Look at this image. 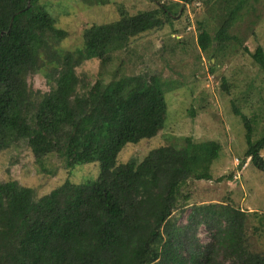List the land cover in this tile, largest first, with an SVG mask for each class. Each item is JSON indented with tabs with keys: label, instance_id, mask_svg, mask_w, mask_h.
I'll return each instance as SVG.
<instances>
[{
	"label": "trees",
	"instance_id": "trees-1",
	"mask_svg": "<svg viewBox=\"0 0 264 264\" xmlns=\"http://www.w3.org/2000/svg\"><path fill=\"white\" fill-rule=\"evenodd\" d=\"M152 1L156 8L136 14L120 7L117 20L85 30L83 49L60 53L57 45L68 32L38 0H0V151L23 141L38 162L57 154L69 169L100 163L97 179L67 180L39 198L17 180L0 182V264H264V251L251 247L247 233L251 215L264 220L258 211L225 202L200 204L185 224L178 222L177 209L187 204L180 202L184 185L213 178L219 141L186 137L182 147L168 144L141 162L118 163L127 143L154 137L164 127L167 102L160 75L106 80L103 71L96 79L77 72L93 58L105 70L116 52L134 37L162 28L181 5ZM247 2L226 1L217 33L200 31L203 51L229 40ZM251 55L264 70V48ZM52 61L53 85L40 96L28 76ZM234 111L246 128L245 158L264 170V135L254 140L252 119L235 104ZM200 226L209 233L205 242Z\"/></svg>",
	"mask_w": 264,
	"mask_h": 264
},
{
	"label": "rangeland",
	"instance_id": "rangeland-1",
	"mask_svg": "<svg viewBox=\"0 0 264 264\" xmlns=\"http://www.w3.org/2000/svg\"><path fill=\"white\" fill-rule=\"evenodd\" d=\"M164 1L181 2V5L180 10L175 8L174 18L162 28L134 37L126 49L115 53L113 62L105 70L96 58L76 68L81 77L89 79L98 78L102 71L106 80L134 74L161 77L167 102L164 127L154 137L136 144L127 143L118 156V163L131 159L141 162L152 149L160 146L182 147L186 145V137L193 142L219 141L222 149L211 167L213 178L190 179L184 185L180 202L187 204L177 209L178 222L185 224L195 205L223 202L258 211L264 218V170L245 158L246 128L242 117L234 111L235 104L252 119L254 140L263 137L264 70L251 53L258 46L264 48V0H248L230 29L229 40L221 45L214 42L207 51L199 45L200 31L206 28L212 36L217 33L227 11V0ZM38 3L57 19L58 27L68 32L57 45L60 53L83 49L85 30L93 24L117 20L121 16L120 7L136 14L158 5L152 0H111L107 4L38 0ZM53 65H57L55 61L48 62L28 76L30 87L40 96L53 85ZM261 153L264 156V149ZM236 158L241 161L239 170L247 163L239 178L234 177ZM99 173L98 161L69 169L54 154L38 162L23 141L0 151V182L17 180L34 188L38 198L67 180L83 184L97 179ZM185 195L189 196L187 200ZM198 233L201 242L209 240L205 226H200ZM247 233L251 247L264 251V220L251 215Z\"/></svg>",
	"mask_w": 264,
	"mask_h": 264
},
{
	"label": "built area",
	"instance_id": "built-area-1",
	"mask_svg": "<svg viewBox=\"0 0 264 264\" xmlns=\"http://www.w3.org/2000/svg\"><path fill=\"white\" fill-rule=\"evenodd\" d=\"M235 164H236V172H237V173L235 172V178H239L241 176L242 170L247 165V163H244L241 170H239V166L241 165V161L239 158L235 159Z\"/></svg>",
	"mask_w": 264,
	"mask_h": 264
}]
</instances>
